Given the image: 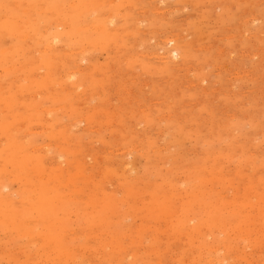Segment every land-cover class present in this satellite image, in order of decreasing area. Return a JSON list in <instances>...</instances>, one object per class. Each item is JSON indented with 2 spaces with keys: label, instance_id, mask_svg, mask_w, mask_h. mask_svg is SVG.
I'll use <instances>...</instances> for the list:
<instances>
[{
  "label": "rangeland",
  "instance_id": "rangeland-1",
  "mask_svg": "<svg viewBox=\"0 0 264 264\" xmlns=\"http://www.w3.org/2000/svg\"><path fill=\"white\" fill-rule=\"evenodd\" d=\"M215 260L264 264V0H0V264Z\"/></svg>",
  "mask_w": 264,
  "mask_h": 264
},
{
  "label": "bare ground",
  "instance_id": "bare-ground-1",
  "mask_svg": "<svg viewBox=\"0 0 264 264\" xmlns=\"http://www.w3.org/2000/svg\"><path fill=\"white\" fill-rule=\"evenodd\" d=\"M12 5V4H11ZM155 8V7H154ZM89 15V14H88ZM110 15V14H109ZM108 15V16H109ZM59 23V22H58ZM109 23V22H108ZM61 25V24H60ZM68 26V25H67ZM110 27V26H109ZM105 29V28H104ZM63 35V34H62ZM24 36V35H23ZM59 38V36H57L56 34L55 35H52L51 37H49L48 36V40H50V41H48L47 42V45H48V48L49 47H53V44L55 43V42H57V39ZM172 41V40H171ZM28 42V41H27ZM50 43H52V44H50ZM166 43V42H165ZM55 45V44H54ZM222 48V47H221ZM43 50V49H42ZM55 50V49H54ZM171 53H170V57H174V56H177V52H176V50H174V49H172L171 51H170ZM169 55V54H168ZM85 61V60H84ZM73 75V74H72ZM240 76V75H239ZM36 92V91H35ZM21 125V124H20ZM196 249V248H195ZM215 249V248H214ZM211 259V258H210ZM203 263H205V262H203ZM213 264H219V262L218 261H216L215 260V262L213 263Z\"/></svg>",
  "mask_w": 264,
  "mask_h": 264
}]
</instances>
